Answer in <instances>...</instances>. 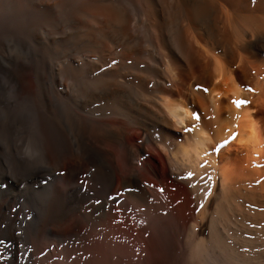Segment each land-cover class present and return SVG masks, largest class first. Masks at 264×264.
Listing matches in <instances>:
<instances>
[{"label": "bare ground", "instance_id": "bare-ground-1", "mask_svg": "<svg viewBox=\"0 0 264 264\" xmlns=\"http://www.w3.org/2000/svg\"><path fill=\"white\" fill-rule=\"evenodd\" d=\"M61 12L82 43L62 87L83 96V147L102 171L85 216L132 221L139 264L167 258L172 219L201 264H264V0H65Z\"/></svg>", "mask_w": 264, "mask_h": 264}, {"label": "rangeland", "instance_id": "rangeland-1", "mask_svg": "<svg viewBox=\"0 0 264 264\" xmlns=\"http://www.w3.org/2000/svg\"><path fill=\"white\" fill-rule=\"evenodd\" d=\"M64 1L0 0V264H113L109 230L122 264H139L132 221L85 216L89 202L100 201L102 171L83 147V96L62 87L72 44L82 45ZM66 161L73 166L62 175ZM167 228V258L151 264H201L186 220Z\"/></svg>", "mask_w": 264, "mask_h": 264}, {"label": "snow or ice", "instance_id": "snow-or-ice-1", "mask_svg": "<svg viewBox=\"0 0 264 264\" xmlns=\"http://www.w3.org/2000/svg\"><path fill=\"white\" fill-rule=\"evenodd\" d=\"M236 103H237V105L239 106L240 104L245 103V102H244V101H236ZM194 118L198 119V117H194ZM190 175H191V174H190Z\"/></svg>", "mask_w": 264, "mask_h": 264}]
</instances>
